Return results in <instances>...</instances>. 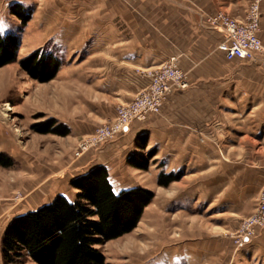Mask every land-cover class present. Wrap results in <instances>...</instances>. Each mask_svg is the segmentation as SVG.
I'll return each mask as SVG.
<instances>
[{
    "label": "crops",
    "instance_id": "1",
    "mask_svg": "<svg viewBox=\"0 0 264 264\" xmlns=\"http://www.w3.org/2000/svg\"><path fill=\"white\" fill-rule=\"evenodd\" d=\"M166 1V6H159V0H85L84 6H36L28 10L30 18L21 28L17 26L20 24L17 17V25L11 27L0 16V35H16L19 40L14 62L0 67L2 69L15 67L21 59L49 42L70 51L74 60L84 51L81 63L74 62L67 68L72 69V74L74 69L79 71L85 60L90 66L91 59H110V66L92 63L91 68L83 71L89 76L86 98L71 103L72 115L62 118V123L70 130L65 140L68 149L78 139L92 133L96 125L111 120L117 105L133 99L143 87L140 72L155 69L175 57L188 75L186 90L171 94L159 115L134 123L117 140L83 156L75 167L64 171L68 176L66 180H52L48 186L38 188L33 195L38 203L22 214L49 203L57 195L74 201L76 190L70 187V181L98 165L107 169L115 193L143 188L154 193L158 189V194L162 195L165 186L158 184L161 173L197 170L203 177L207 170L214 168L215 209L230 204L227 214L240 219L243 217L240 203L247 199L255 201L264 177V52L258 53L251 62H229L232 63L229 69L222 55L213 49L217 44L215 31L204 26L205 19L218 12L241 20L247 6H237L240 2L234 0H214V6H210L212 0H189L197 2V6H175V0ZM27 2L13 0L11 4ZM9 7L0 6V12ZM261 38L264 42V36ZM53 56L59 67L50 82L67 71L60 58ZM98 70L105 77H93L100 75ZM75 80L78 82L73 76L70 82ZM38 85V90L42 91L41 84ZM60 85L63 87L62 83ZM37 98L41 100L40 96ZM32 107L41 108L40 103ZM23 109L27 112L31 104H23ZM141 135H146L142 149L137 145ZM244 140H251L253 146L244 147L241 145ZM1 144H7L2 136ZM59 144L54 141V147ZM151 149L156 153L145 169L128 164L127 159L134 152L142 154L144 150L142 155L146 156ZM220 153L257 155L261 160H251L243 166L240 160H235L236 164L230 166L233 178L225 185L221 182L223 168L218 165L219 159L214 158L213 167L206 162L207 156ZM161 160L163 164L159 166ZM57 165L58 169L62 168V163ZM188 176L183 174V188L187 186ZM176 184L172 181L166 186L168 201L174 197ZM199 186L202 188L203 184ZM192 191L196 195L190 187L184 188L183 203L191 204ZM205 192L199 189L197 198L206 197ZM224 193H228L226 198H223ZM149 206L141 219L147 215ZM188 207L184 204L183 208ZM219 209L215 214L222 215L223 210Z\"/></svg>",
    "mask_w": 264,
    "mask_h": 264
},
{
    "label": "rangeland",
    "instance_id": "2",
    "mask_svg": "<svg viewBox=\"0 0 264 264\" xmlns=\"http://www.w3.org/2000/svg\"><path fill=\"white\" fill-rule=\"evenodd\" d=\"M27 1L24 5L20 4L24 10H31L36 6H84L86 4L85 0ZM212 1L210 6H214V0ZM234 1L240 2V5L237 6H247L245 16L241 20L227 14L240 22L245 21L252 6H255V4L258 6L260 12L259 38L262 41L261 37L264 36V0ZM11 2L13 0H0V6L11 7L13 6ZM166 4H168L166 0H159V6H166ZM197 5V2H190L189 0H182V2L181 0H175V6ZM9 8L2 10L0 16L7 20L8 25L12 27L17 25L18 20L16 16L10 13ZM17 26L19 27L20 24L18 23ZM204 26L209 28L205 23ZM211 30L215 31L217 35V44L213 48L215 51L218 43L222 40V35L217 30ZM262 43L264 45L263 41ZM35 51H42L43 55H47V52H50L51 54H49L52 57L56 55L66 69L70 68V65L74 62L80 64L81 59L85 57V53L82 51L77 60H74L69 53L70 51L56 48L50 42ZM223 59L225 60L224 57ZM225 61L224 65L230 69L232 63ZM87 62V60L83 62V68L79 67V71L74 69L72 74V69H67L66 73L51 82L35 80L20 67V64L15 65V67L0 68V136L6 139L7 142V144L0 145V153L6 154L13 160L11 167L0 166V245L1 237L7 224L14 217L22 214L24 210L38 203L33 198V195L38 192V188L42 189L44 186H48L52 180H66L68 176L64 172L65 170H71L83 156L104 145L93 148L81 158L76 159L74 157L75 148L85 136L78 139L68 149V144L65 141L67 140V135L41 134L32 129L35 124L48 120L54 121L55 125H64L62 118L72 115L71 103L76 102L77 99L86 98V94L89 91V87L86 85V80H88L89 76L83 71L85 70L84 72H86L87 67L91 68L92 63H95V65L99 63L100 66L103 63H107L108 66L111 64L109 63L111 62L110 59H91L90 66L87 65ZM97 72L100 75L96 74L93 77H105L101 70ZM73 76L75 79L78 78L79 83L76 80L72 81L76 83L70 82ZM139 77L141 78V76ZM141 81L144 82L143 87H145L147 82L145 79ZM61 83L63 87H59ZM38 84H41L39 89L42 88V91L38 90V86H40ZM40 91L41 94L38 95ZM138 92H136L133 99ZM56 94H60L59 98L55 97ZM38 96H40L41 100H38ZM27 103L31 104V109L26 112L23 109V104ZM39 103L41 108L32 107ZM225 104L228 106L227 108H230L229 102ZM6 105H9L12 110L6 111ZM109 121L99 123L94 130ZM64 126L68 129L66 125ZM117 138L113 141L117 140ZM255 140L258 141V139ZM54 141L60 142V146L54 147ZM252 144L251 140L241 141V145L244 147H252ZM144 150L143 153H145ZM155 151V149L147 151V153L152 152L148 164L155 156ZM215 157L219 159L218 165L223 168L221 182L225 185H228L230 178H233L234 171L230 170V166L236 164L235 160H240L241 164H239L241 166L251 162V160H255V162L261 160L257 155L253 157L251 155H226L220 153L217 156H207V164L212 165V167L215 166ZM59 163H62V168L58 169L57 164ZM162 164L163 160L159 162V166ZM169 174L177 176L174 180L177 182L174 197L168 201V197H166L168 187L166 188V186L161 191L164 192V195L158 194V189L154 190L155 193L152 191L154 196L147 209L148 213L143 219H141V215L140 223L138 222L130 233L108 241L99 247L104 256V264H264V226L255 230V236L249 242L241 246L235 243V238L240 234L243 221L249 218L257 208L264 177L255 201L247 199L240 203L243 217L237 219L227 214L230 204H223V208H218L223 210L222 215L215 214L218 209L214 207V190L212 189L214 185L212 180L215 174L214 168L207 170L206 175L203 177H200L202 173L197 170L184 172L181 169L176 173ZM183 174L189 175L185 179V185L187 186L184 188L190 187L196 192V195L199 189L206 190V197L199 200L192 191L191 204L183 203L184 188L181 181ZM199 184H203V187L201 188ZM226 194H223V198L227 197ZM205 200L206 203H204ZM184 204L189 205V207L183 208ZM219 218H222L221 221H219ZM0 264H2L1 250ZM22 264L35 263L30 259H26Z\"/></svg>",
    "mask_w": 264,
    "mask_h": 264
},
{
    "label": "trees",
    "instance_id": "3",
    "mask_svg": "<svg viewBox=\"0 0 264 264\" xmlns=\"http://www.w3.org/2000/svg\"><path fill=\"white\" fill-rule=\"evenodd\" d=\"M10 13L20 21V28L30 18V12L19 4ZM19 40L16 35H0V67L14 62ZM20 67L39 82L51 80L59 62L50 54L35 51L20 60ZM41 134L66 136L69 130L48 120L32 126ZM146 135L138 137V148L145 145ZM152 152L146 156L134 152L129 165L147 167ZM13 160L0 153V166L11 167ZM177 176L160 174L158 184L167 186ZM76 190L74 201L57 195L49 203L34 211L14 217L1 237L2 264H22L30 259L35 264H104L99 247L130 233L137 225L144 209L150 204L153 192L132 188L115 193L108 180L107 169L98 165L75 177L69 183Z\"/></svg>",
    "mask_w": 264,
    "mask_h": 264
},
{
    "label": "built area",
    "instance_id": "4",
    "mask_svg": "<svg viewBox=\"0 0 264 264\" xmlns=\"http://www.w3.org/2000/svg\"><path fill=\"white\" fill-rule=\"evenodd\" d=\"M259 9L252 6L245 21L240 22L227 14L218 12L205 19V24L222 35L216 51L226 61L251 62L258 53L264 52V45L259 38ZM147 82L126 104L115 108L114 118L97 127L92 133L83 137L74 152L76 159L81 158L93 148L111 142L127 131L134 123L145 122L151 116L161 113L163 105L171 94L188 87L187 73L178 65L175 57L168 59L155 69L140 72ZM264 226V184L259 193L257 208L254 213L243 221L240 234L235 238L239 246L249 242L255 236V230Z\"/></svg>",
    "mask_w": 264,
    "mask_h": 264
},
{
    "label": "bare ground",
    "instance_id": "5",
    "mask_svg": "<svg viewBox=\"0 0 264 264\" xmlns=\"http://www.w3.org/2000/svg\"><path fill=\"white\" fill-rule=\"evenodd\" d=\"M163 108V107H162ZM12 109L10 108L9 105H6V111H11Z\"/></svg>",
    "mask_w": 264,
    "mask_h": 264
}]
</instances>
